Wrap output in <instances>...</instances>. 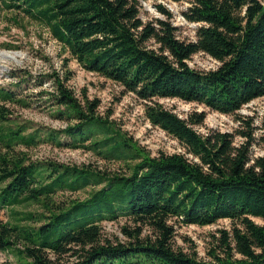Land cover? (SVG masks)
<instances>
[{
	"label": "trees",
	"instance_id": "16d2710c",
	"mask_svg": "<svg viewBox=\"0 0 264 264\" xmlns=\"http://www.w3.org/2000/svg\"><path fill=\"white\" fill-rule=\"evenodd\" d=\"M170 1L188 3L182 17L201 23L193 41L176 37L159 5L165 19L142 21L136 0H0L9 21L43 25L82 69L143 102L145 120L184 148L150 155L96 112L97 98L73 93L66 59L62 75L10 72L13 88L0 87V211L29 203L39 209L9 210L0 220V252L10 251L15 264H264V156L251 155L250 129L237 131L242 141L234 145L229 132L193 129L204 111L181 118L157 102L175 98L234 114L263 97L264 0ZM196 52L218 65L189 67L186 60ZM46 81L49 89L42 88ZM21 82L38 90L21 94L15 90ZM33 96L65 126L16 121L9 106L30 107ZM40 143L81 148L123 167L105 172L33 161L16 149ZM86 187L83 199L55 198ZM119 217L121 237L104 235L99 223ZM220 219L229 226L210 234L204 257L175 245V225Z\"/></svg>",
	"mask_w": 264,
	"mask_h": 264
},
{
	"label": "rangeland",
	"instance_id": "374dc122",
	"mask_svg": "<svg viewBox=\"0 0 264 264\" xmlns=\"http://www.w3.org/2000/svg\"><path fill=\"white\" fill-rule=\"evenodd\" d=\"M138 3L139 17L142 21H152L154 19H165V16L158 12L157 6H161L169 12L168 21L175 27L174 34L179 40L193 41L195 39V29L201 24L189 22L182 17V12L188 7L186 2H173L170 0H136ZM10 12H0V87L13 88L14 81L9 76L13 70L29 72L33 75L37 73L49 72L55 69L60 75L64 72L61 68L62 60L66 59V68L70 71V78L67 85L73 93L80 97V92L84 91L89 99L97 98L99 104L96 112L107 117L112 124L119 128L133 142L145 149L150 155L158 152L174 153L184 152V148L176 139L164 133L155 126H151L143 116V102L136 99L132 94L120 93V87L95 73L82 69L67 51L50 37L47 29L26 18L17 19L16 22L9 21ZM150 46H155L151 41ZM5 56H13L14 59H6ZM189 67L198 70L214 69L218 62L202 52L192 54L186 60ZM22 73V72H21ZM21 82L15 88L21 94H34L38 88ZM29 86V84H28ZM42 88L49 89V82L46 81ZM32 105L27 108H17L10 105L13 110L12 117L16 121H30L37 126L51 128H62L66 122L50 116L49 110L42 106H37L36 96L31 97ZM157 102L166 109H169L177 116L185 118L192 111H204L205 117L201 124L193 125V129L205 134L209 129L233 134V144L237 145L242 138L236 133L240 130L250 129L253 141H251V155L264 156V96L252 99L242 105L234 114H221L211 111L208 108L193 102H184L175 98H159ZM241 117L243 121H238ZM248 125V126H247ZM16 149L24 152L30 160L62 163L65 165L87 166L94 170L105 172L121 171L123 167L118 162L107 161L98 158L91 151L81 148L56 147L48 143H40L34 147L24 148L17 146ZM90 187L75 192H57V200L83 199L86 197ZM9 210L13 211H36L39 210L35 204H24L13 206L6 211H0V220L5 221ZM257 223H262L257 218H253ZM124 222L123 218L115 220H102L99 224L104 235L120 236L119 226ZM229 221L220 219L213 224L205 226L196 225H175L174 243L182 249L187 250L193 247L199 257L205 256L206 249L210 246V234L216 229L228 228ZM16 259L10 251L0 252V264H15Z\"/></svg>",
	"mask_w": 264,
	"mask_h": 264
},
{
	"label": "bare ground",
	"instance_id": "6f19581e",
	"mask_svg": "<svg viewBox=\"0 0 264 264\" xmlns=\"http://www.w3.org/2000/svg\"><path fill=\"white\" fill-rule=\"evenodd\" d=\"M5 58H6V59H10V60L14 59L13 56H5Z\"/></svg>",
	"mask_w": 264,
	"mask_h": 264
},
{
	"label": "built area",
	"instance_id": "2783aa9c",
	"mask_svg": "<svg viewBox=\"0 0 264 264\" xmlns=\"http://www.w3.org/2000/svg\"><path fill=\"white\" fill-rule=\"evenodd\" d=\"M261 6L264 7V1H261Z\"/></svg>",
	"mask_w": 264,
	"mask_h": 264
}]
</instances>
